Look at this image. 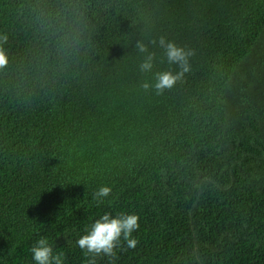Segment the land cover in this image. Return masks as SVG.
Masks as SVG:
<instances>
[{"label": "trees", "instance_id": "1", "mask_svg": "<svg viewBox=\"0 0 264 264\" xmlns=\"http://www.w3.org/2000/svg\"><path fill=\"white\" fill-rule=\"evenodd\" d=\"M0 35V264H86L104 213L138 243L96 264H264V0H0ZM161 37L192 54L158 95Z\"/></svg>", "mask_w": 264, "mask_h": 264}, {"label": "clouds", "instance_id": "2", "mask_svg": "<svg viewBox=\"0 0 264 264\" xmlns=\"http://www.w3.org/2000/svg\"><path fill=\"white\" fill-rule=\"evenodd\" d=\"M7 35H0V67L7 64V57L2 45L6 44ZM152 43H157L153 41ZM160 47L164 49L168 63L178 65L180 71L173 74L170 71H161L155 73L154 84L148 82L142 83L144 90L154 89L159 95L167 89H171L178 80L189 70L188 56L192 53L186 52L175 43L166 41L161 37L158 41ZM136 48L140 53H147L142 63L139 65L141 72H151L154 53H149L146 45L138 42ZM112 189L108 186H102L94 193L93 198L98 203H103V199L108 197ZM139 216L136 214H118L114 218L109 213H104L99 219H96L85 229V233L76 240V244L83 252L86 264H96V258L100 256L115 257V249L121 246V240L127 248H135L138 241L132 236L133 232L139 228ZM34 264H63L64 253H54L53 246L48 239L41 236L36 243L30 247Z\"/></svg>", "mask_w": 264, "mask_h": 264}]
</instances>
